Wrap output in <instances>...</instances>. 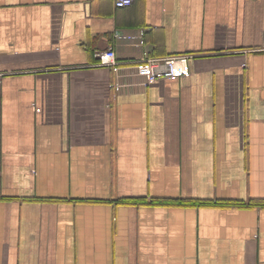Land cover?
Instances as JSON below:
<instances>
[{"label": "crops", "instance_id": "0c3cea01", "mask_svg": "<svg viewBox=\"0 0 264 264\" xmlns=\"http://www.w3.org/2000/svg\"><path fill=\"white\" fill-rule=\"evenodd\" d=\"M0 264H264V0H0Z\"/></svg>", "mask_w": 264, "mask_h": 264}, {"label": "built area", "instance_id": "2783aa9c", "mask_svg": "<svg viewBox=\"0 0 264 264\" xmlns=\"http://www.w3.org/2000/svg\"><path fill=\"white\" fill-rule=\"evenodd\" d=\"M133 0H113L115 7L121 8L129 6ZM114 43L106 47L105 49L99 50L95 53L97 57V64L99 65H106V66H117L119 65L117 52L115 46L121 40H128L133 35L132 33L128 32V30L124 29H115L112 33ZM139 37V36H138ZM176 58L174 56H169L166 58H152V57H145L142 58V61L135 64L137 72L144 76V83L152 82L157 78H164V77H175L180 74L186 73V66L185 61L186 58L183 57L181 60L183 66L177 67L176 65ZM116 87H119L118 83H115Z\"/></svg>", "mask_w": 264, "mask_h": 264}, {"label": "trees", "instance_id": "16d2710c", "mask_svg": "<svg viewBox=\"0 0 264 264\" xmlns=\"http://www.w3.org/2000/svg\"><path fill=\"white\" fill-rule=\"evenodd\" d=\"M201 203H206V202H201Z\"/></svg>", "mask_w": 264, "mask_h": 264}]
</instances>
